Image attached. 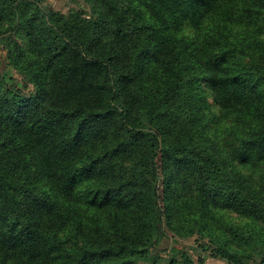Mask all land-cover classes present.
<instances>
[{"label": "trees", "instance_id": "16d2710c", "mask_svg": "<svg viewBox=\"0 0 264 264\" xmlns=\"http://www.w3.org/2000/svg\"><path fill=\"white\" fill-rule=\"evenodd\" d=\"M0 0V264H264V0Z\"/></svg>", "mask_w": 264, "mask_h": 264}, {"label": "rangeland", "instance_id": "374dc122", "mask_svg": "<svg viewBox=\"0 0 264 264\" xmlns=\"http://www.w3.org/2000/svg\"><path fill=\"white\" fill-rule=\"evenodd\" d=\"M48 5L53 9L65 14L72 10L80 11L84 13V15H87L89 13V7L85 4L83 0H48ZM0 74L6 78V81L8 83L15 85L19 88H24L21 77L18 76V74L15 73V71L12 68L7 66L5 61V52L1 46H0ZM31 89L32 88L30 86L24 88L25 92H28ZM195 239L196 237L173 241L171 237L170 238L167 237V239H160L155 245V247L151 248V250L153 253L165 257L168 254V251L173 246L184 247L191 251L195 261H197L198 258H202L205 259L204 264H211V258L207 257L208 253L201 251V249L197 247V243L195 242Z\"/></svg>", "mask_w": 264, "mask_h": 264}, {"label": "crops", "instance_id": "0c3cea01", "mask_svg": "<svg viewBox=\"0 0 264 264\" xmlns=\"http://www.w3.org/2000/svg\"><path fill=\"white\" fill-rule=\"evenodd\" d=\"M208 263V261H207ZM211 264H226L223 260L211 259Z\"/></svg>", "mask_w": 264, "mask_h": 264}, {"label": "water", "instance_id": "95a60500", "mask_svg": "<svg viewBox=\"0 0 264 264\" xmlns=\"http://www.w3.org/2000/svg\"><path fill=\"white\" fill-rule=\"evenodd\" d=\"M165 244V243H164Z\"/></svg>", "mask_w": 264, "mask_h": 264}]
</instances>
